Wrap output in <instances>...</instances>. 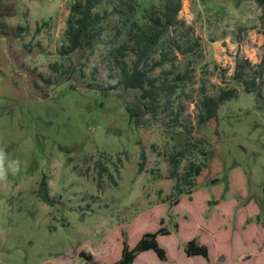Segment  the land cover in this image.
Segmentation results:
<instances>
[{"label": "rangeland", "instance_id": "obj_1", "mask_svg": "<svg viewBox=\"0 0 264 264\" xmlns=\"http://www.w3.org/2000/svg\"><path fill=\"white\" fill-rule=\"evenodd\" d=\"M168 1L103 0L95 12L109 17L97 49L63 55L76 0H0V149L9 170L0 182V264H85L82 252L93 255L90 264L115 262L123 233L134 246L161 219L171 232L158 238L168 260L146 252L135 264H264V100L233 79L239 62L248 60L253 75L264 60V8L184 0L183 24L169 29L150 63L163 53L174 61L153 73L159 84L190 78L137 126L125 103L140 92L124 89L117 66L135 58L112 55L135 21ZM130 2L138 8L123 25ZM222 89L238 97L220 107L216 124L200 125L201 102ZM192 165L202 166L199 176ZM44 177L50 203L39 197ZM192 239L216 257L188 258Z\"/></svg>", "mask_w": 264, "mask_h": 264}, {"label": "trees", "instance_id": "obj_2", "mask_svg": "<svg viewBox=\"0 0 264 264\" xmlns=\"http://www.w3.org/2000/svg\"><path fill=\"white\" fill-rule=\"evenodd\" d=\"M184 0H169L163 9L157 8L155 5L151 6L149 11L145 12L144 24L140 25L135 21L133 28L128 32L129 41L122 46L116 48L115 53L112 55L114 58H122L125 60L131 55L134 56V60L131 65H128L124 61L117 63L120 68V73L123 77L122 85L125 90H133L140 92L138 99L132 102H126L125 108L130 115L131 120L137 126L146 125L147 116H156L163 108L161 100L166 93L168 97L172 96L180 86L185 85V82L190 78L189 73L177 74L172 82L159 84V80L152 75L156 69L163 68L168 62L173 64L174 61L169 58L167 53H163L161 59L158 62L150 63L153 60V56L157 53V49L161 46V41L168 36L169 29L179 23L178 16L182 10V3ZM103 3V0H76L71 7L70 17L67 21V31L65 33L67 47L63 51L65 54H75L85 50L95 51L101 43V37L104 32V23H107L109 15L102 16L100 13H96L95 10ZM259 7L264 8V0H257ZM137 6L130 2L131 15L126 17L125 12H120L122 15L123 25H127L131 22V16L135 13ZM138 8V7H137ZM149 14V15H148ZM170 43L171 39H170ZM173 45L177 46L173 41ZM178 51L185 55L192 52V48L182 50L177 46ZM176 60V59H175ZM54 70H58L57 66H52ZM251 68V63L247 60L239 62L237 64L233 79L242 85L247 94H252L256 87L259 88L258 97L264 100V60L259 66V70L253 75H248L247 69ZM168 75L173 74V71H167ZM261 83H257V80L262 79ZM50 81H47L49 83ZM238 97V90H221L217 97H205L200 104V125L216 124L218 121V112L220 107ZM207 152H203V156L206 157ZM147 163V156L144 151L141 153L140 171L143 172ZM172 178L178 177L179 162L176 159H172ZM199 176L202 172V166L192 167ZM107 169L102 168L100 171V177L104 175ZM183 179L189 186H192L193 181L191 179L190 172L184 175ZM39 197L50 203L49 196V180L44 177L39 188ZM192 194H190V200L192 201ZM194 201V199H193ZM192 201V202H193ZM181 204V199L177 200L173 207H178ZM220 208V203H217ZM217 217V216H216ZM212 219V218H211ZM210 219V220H211ZM159 229L154 233H144L134 246L129 245L126 234L123 233L122 248L120 258L115 262H105L104 264H135L138 257L146 252H154L157 258L161 262L168 260L166 250L161 247L158 238L159 236H169L171 232L165 228V221L161 219ZM179 226L176 225V229ZM188 258L201 257L207 262L212 261L214 258L210 252V249L205 244L197 242L196 239L190 240L184 250ZM81 257L86 260L85 264H90L93 261V255L91 253L82 252Z\"/></svg>", "mask_w": 264, "mask_h": 264}, {"label": "clouds", "instance_id": "obj_3", "mask_svg": "<svg viewBox=\"0 0 264 264\" xmlns=\"http://www.w3.org/2000/svg\"><path fill=\"white\" fill-rule=\"evenodd\" d=\"M4 159L5 153L2 149H0V182H5L8 176L9 170L4 167ZM15 167L12 168L10 171L13 175H15L19 171V164L18 162H13Z\"/></svg>", "mask_w": 264, "mask_h": 264}]
</instances>
